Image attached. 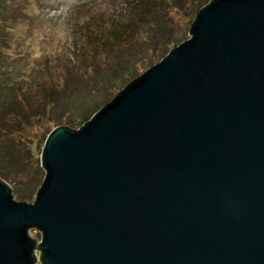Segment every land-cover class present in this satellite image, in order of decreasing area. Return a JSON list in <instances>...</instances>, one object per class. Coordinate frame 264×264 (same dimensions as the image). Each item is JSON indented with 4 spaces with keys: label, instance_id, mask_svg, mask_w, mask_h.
I'll return each instance as SVG.
<instances>
[{
    "label": "water",
    "instance_id": "1",
    "mask_svg": "<svg viewBox=\"0 0 264 264\" xmlns=\"http://www.w3.org/2000/svg\"><path fill=\"white\" fill-rule=\"evenodd\" d=\"M41 161L34 202L0 178V264H264V0L202 6Z\"/></svg>",
    "mask_w": 264,
    "mask_h": 264
},
{
    "label": "rangeland",
    "instance_id": "2",
    "mask_svg": "<svg viewBox=\"0 0 264 264\" xmlns=\"http://www.w3.org/2000/svg\"><path fill=\"white\" fill-rule=\"evenodd\" d=\"M209 1L211 0H205L203 6ZM131 2L132 0H0V41L7 52L4 61L0 62V70L4 69L7 63L11 64V80L19 81L23 78V92L36 101L55 99L52 92L61 90L59 85L69 75L75 76L77 82L73 86L76 88L78 83L85 95L69 92L64 94L67 97L64 101L55 102L59 112L57 114H66V118H72L68 123L58 121L57 126L80 128L133 78L162 60L175 45L189 38L191 23L202 7L187 10V17L173 14V17H178L176 23L181 28L177 33L169 31L161 45L151 44L150 47L146 42L144 47L137 41L127 45L123 51L128 54V59H121L118 63L121 68L118 67V70L113 56H104L101 52L96 53L93 50L91 34L99 31V26L105 27L111 15H121L122 19H128L133 10ZM162 14L164 11L158 10L151 19L153 23L157 24L156 18H163ZM144 25L142 23L141 28H144ZM165 47L167 49L164 50ZM120 49L117 47V50L113 48L111 51L117 53ZM97 56L99 57L96 58ZM129 59L132 60L130 64ZM47 63L55 70L54 73ZM40 64L42 65L33 72L32 67ZM115 69L119 76H112L109 83L108 75ZM41 70L44 71L43 74H40ZM46 93L50 94L48 98L44 97ZM72 94L74 97L70 99ZM89 112L91 115L86 119ZM31 130L34 134L38 126ZM49 134L43 130L36 134V156L38 153L42 155ZM22 160L21 155L18 170L4 169L0 165V178L12 186L17 200L34 202L45 180L46 170L42 166L41 157L39 162L30 158ZM27 187L33 188L32 196L24 199L20 193L29 190H25ZM31 235L43 241V233L39 229L32 228ZM37 257L42 258L41 249L37 251ZM37 264H43L42 259L38 260Z\"/></svg>",
    "mask_w": 264,
    "mask_h": 264
},
{
    "label": "trees",
    "instance_id": "3",
    "mask_svg": "<svg viewBox=\"0 0 264 264\" xmlns=\"http://www.w3.org/2000/svg\"><path fill=\"white\" fill-rule=\"evenodd\" d=\"M204 2L205 0H132L133 10L128 19H122L121 15H111L105 27L99 26L100 30L91 34L93 50L96 53L101 52L104 56H113L116 68H121L118 64L121 62V59H128L126 58L128 54L123 51L127 45H132L134 41H137L139 45L144 47L147 45L146 42H148L150 47L151 44L161 45L169 35V31L177 33L179 28H181L176 23L178 17H173V14L174 16L181 14L187 17V10L203 6ZM158 10H163L164 14L161 15L163 18H156V24L151 19L158 13ZM142 23L145 24L144 28L140 26ZM1 44L0 41V62H3L7 52ZM117 47L121 48L117 53L111 51L113 48L117 50ZM130 61L132 62L129 59L128 64H130ZM47 64L49 69H51L50 64ZM41 65L32 67V71L34 72ZM96 69L98 71V68ZM117 69L112 70V73L110 72L108 75L109 83L112 76H119L118 71H116ZM52 71L53 73L55 72L53 68ZM43 72L41 70L40 74H43ZM12 76L13 66L7 63L6 67L0 70V165L4 169L16 168L18 170V166L21 163V155L25 161L29 158L37 161L40 160L41 155L38 153L36 156L35 153V146L38 145L36 134L39 130H43L48 135L54 128L58 127V121L68 123L72 119L66 118V114H57L59 112H57L55 102L64 101L67 98L64 94H68L69 92L78 93L77 95H85V93L78 83L76 84V88L73 86L77 80L75 76L69 75L59 85V87L61 86V90L58 91L56 84L54 85L56 91L52 92V95L55 99H51V101H36L32 100L30 95H26L23 92L22 86L25 80L20 78L19 81H12ZM130 76L132 77V75ZM130 76L127 77L131 79ZM126 80L127 78L123 79V82ZM49 95L46 93L44 97L48 98ZM73 97L74 94L70 95V99ZM90 115L91 113L89 112L86 115V119ZM36 125L38 126V130L33 134L31 128H34ZM25 190L27 191L20 193V196L24 199L31 198L33 188L27 187Z\"/></svg>",
    "mask_w": 264,
    "mask_h": 264
}]
</instances>
